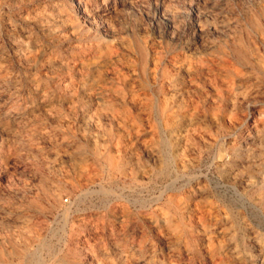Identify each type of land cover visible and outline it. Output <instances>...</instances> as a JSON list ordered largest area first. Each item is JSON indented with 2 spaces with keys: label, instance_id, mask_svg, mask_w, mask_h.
Listing matches in <instances>:
<instances>
[{
  "label": "rangeland",
  "instance_id": "rangeland-1",
  "mask_svg": "<svg viewBox=\"0 0 264 264\" xmlns=\"http://www.w3.org/2000/svg\"><path fill=\"white\" fill-rule=\"evenodd\" d=\"M35 260L264 264V0H0V264Z\"/></svg>",
  "mask_w": 264,
  "mask_h": 264
},
{
  "label": "bare ground",
  "instance_id": "bare-ground-1",
  "mask_svg": "<svg viewBox=\"0 0 264 264\" xmlns=\"http://www.w3.org/2000/svg\"><path fill=\"white\" fill-rule=\"evenodd\" d=\"M163 156H164V155H163ZM168 160H170V159H168ZM168 163H169V162H168ZM169 164H171V163H169ZM172 165H173V164H172ZM170 166H171V165H170ZM171 167H172V166H171ZM172 169H173V168H172ZM173 171H175V170H173ZM170 172H171V171H170ZM169 177H170V176H169ZM173 181H175V180H173ZM172 184H173V182H172ZM103 188H104V187H103ZM100 191H103L102 188H101ZM106 192H107V191H106ZM106 192H104V193L106 194ZM88 193H89V192H86L85 194L88 195ZM85 194H84V195H85ZM107 195H108V193H107ZM113 195H114V194H113ZM36 257H37V256H36ZM38 259H39V258H38ZM51 260H52V259H51ZM35 261H36V262H35ZM35 261H34L35 263H33V264H40L42 261H43L42 264L44 263V260H41V262H40L39 260H35Z\"/></svg>",
  "mask_w": 264,
  "mask_h": 264
}]
</instances>
